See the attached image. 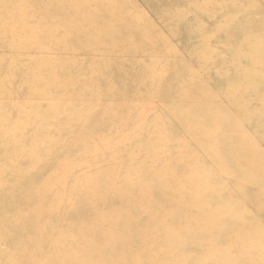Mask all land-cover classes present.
<instances>
[{
  "label": "rangeland",
  "instance_id": "374dc122",
  "mask_svg": "<svg viewBox=\"0 0 264 264\" xmlns=\"http://www.w3.org/2000/svg\"><path fill=\"white\" fill-rule=\"evenodd\" d=\"M0 23V184L27 187L16 198L9 187L0 190L5 257L18 264L47 256L45 264H264V0H0ZM216 124L218 141L209 136ZM239 133L251 136L236 144L237 152L250 150L248 163L208 158L222 140L235 152ZM213 164L221 168L209 170L205 186L221 199L211 216L218 228L179 224L178 204L162 196L183 192L184 209L185 191L197 183L188 168ZM125 174L119 182L146 184L135 194L144 200L116 188L112 216L133 222L125 224L128 245L117 233L122 247L108 255L101 235L82 243L91 220L85 205L95 195L71 185L77 175L99 183ZM62 178L57 205H74V213L48 208L39 220L68 235L54 242L35 224L34 209L57 194L36 191ZM33 231H45L40 242ZM17 234L20 244L10 242ZM174 236L180 251L168 254ZM81 244L87 250L74 253Z\"/></svg>",
  "mask_w": 264,
  "mask_h": 264
},
{
  "label": "bare ground",
  "instance_id": "6f19581e",
  "mask_svg": "<svg viewBox=\"0 0 264 264\" xmlns=\"http://www.w3.org/2000/svg\"><path fill=\"white\" fill-rule=\"evenodd\" d=\"M114 3V2H113ZM120 7V6H119ZM118 7V8H119ZM160 8V7H159ZM123 9V8H122ZM115 10V9H114ZM121 10V9H120ZM124 11V10H123ZM116 14V13H115ZM128 14V13H127ZM201 14V13H200ZM146 14H144L145 16ZM136 17V16H135ZM134 17V18H135ZM6 19V18H5ZM132 19V18H130ZM146 19V18H145ZM138 20V19H137ZM122 21V20H121ZM4 22H6L4 20ZM126 22V21H125ZM136 22V20H135ZM4 23H0V27L3 25ZM129 24V23H128ZM134 24V23H133ZM150 24V23H149ZM148 24V25H149ZM163 25H165L163 23ZM136 26V25H135ZM138 26V25H137ZM162 26V25H161ZM168 28V27H167ZM108 34V33H107ZM161 35V34H160ZM152 39V37H151ZM93 41V40H92ZM96 41V40H95ZM123 41V40H122ZM2 42V41H1ZM161 42V41H160ZM163 44V43H162ZM17 45V44H16ZM118 48V47H117ZM119 49V48H118ZM98 57V55H97ZM157 70V69H156ZM203 70V69H202ZM206 72V71H205ZM191 75V73H190ZM164 76V75H163ZM189 77V76H188ZM249 85V84H248ZM186 89V88H185ZM69 90V89H68ZM36 93H42L41 90H36L35 91ZM64 92V91H62ZM65 93V92H64ZM84 93V92H83ZM183 96V95H182ZM26 104V103H25ZM177 105V104H176ZM226 105V104H225ZM231 110V109H230ZM38 111V110H37ZM45 114V113H44ZM97 115V114H96ZM54 116V115H53ZM88 118V117H87ZM86 118V119H87ZM190 118V117H189ZM100 119V118H99ZM97 120V119H96ZM4 121V120H3ZM31 121V120H30ZM43 121V119H42ZM41 121V122H42ZM16 123V122H15ZM47 123V122H46ZM14 124V123H13ZM12 124V125H13ZM40 124V123H39ZM44 124V123H43ZM23 126V125H22ZM21 126V127H22ZM31 126V125H30ZM41 126L43 127V125L41 124ZM10 127V126H9ZM80 127V126H79ZM50 128V127H49ZM221 126L220 124H216L215 127L213 128L214 131L213 133L211 132L210 133V137H214L215 140L218 141V134H216V132L218 130H220ZM43 130V129H42ZM227 135V134H226ZM17 138V137H16ZM22 138V137H21ZM18 139V138H17ZM236 142L231 144V147L233 146V148L236 150L235 152L234 151H228L225 149V146H227V144L230 146V141H220V143L216 146H214L212 148V150L210 151V156H208V158H212V159H216L217 158H220V162L223 160V163L226 162L225 159H231L234 164L236 166H239V167H242V164L243 163H248L250 161V159L252 158V155H251V152L250 150L248 149L247 152L246 151H242L241 153L240 152H237V149H236V144L238 143L239 140H241V142H243L242 144H245L249 142V140L251 139V136L250 135H241L240 133L238 134L237 138H236ZM42 140V139H41ZM225 140V139H224ZM243 140V141H242ZM179 141V140H178ZM19 142V141H18ZM41 142V141H40ZM225 143V144H224ZM47 144V143H46ZM10 145V144H9ZM207 145V144H206ZM43 146V145H42ZM237 146H240V145H237ZM20 147V146H19ZM24 147V146H23ZM48 148V147H46ZM24 149V148H23ZM87 151V150H86ZM10 153V152H9ZM207 155V154H206ZM30 156V155H29ZM31 157V156H30ZM28 159V158H27ZM259 159V157H258ZM35 161V160H34ZM220 165V163H219ZM219 165H214L212 166V168L210 167L209 169H204V170H194L193 168H188V174L191 176V177H197V183H193L192 186L189 187V189L187 190V192L185 191V197L187 198V195L189 196V200L186 204H184V209L179 206V203H180V200L184 197L183 195V192H180V191H176L175 193L173 194H166V195H163L162 197L166 196V197H169L170 199H174L173 201H175L176 204L178 205H175L172 209V214H179L180 217L178 218L179 219V224H180V221H184V223H190V220L193 222V225L194 227H205V228H209V229H212L213 228H216V224H213L214 222L217 223V228H218V222L215 218L211 219V216L216 213L218 214V208H219V204L221 203V199L219 198L218 201H214L213 200V195H210V193H206V181L208 180L207 178H212L211 176V170H214L215 167L219 168L220 166ZM244 165V164H243ZM27 167V166H26ZM221 168V167H220ZM210 170V171H209ZM196 172V173H195ZM174 175V174H173ZM186 174V177L189 176ZM128 176V174H125V175H122V176H111L109 178L108 177H105L103 180H100L99 183H96L95 180H93L91 178V175H89L88 177L84 176L83 178L80 176V175H77L75 176V178H73V183L71 186H73V188L76 189V191L80 188L81 190L85 191V192H91L93 193L95 196H93V199H88L87 200V203L85 205V209H89L88 210V213L87 214H90L89 218L91 219L90 220V224H89V227H87L88 229H86L87 231V238L84 239L82 241V243H86V241L89 243V242H93L94 240V237L98 238L100 235L101 237L103 236L105 241H106V246L104 248V251L109 255V253H111L114 249H116V247H122V242H120V238L121 236H126V226L125 224L129 223V222H133L131 216H128V217H123L121 218V220H116L115 218H113V214H112V209H115L113 208V205H112V202L119 198V192L116 188H121V186H124V189H122V194H124L125 192H127V194H129V196H135L137 198L140 199L141 203L142 201L144 200V198H142L140 195H135V194H138L139 193V190L138 188H142L143 186H146V184H144V182H138L137 184H129L128 182L125 181V184L122 183V182H119V181H124L126 180L125 178ZM160 177V181H164L165 180V176L167 175H162V173H159L158 175H156V178L157 177ZM208 176V177H207ZM38 177V176H37ZM175 177V175L173 176V178ZM185 178V177H184ZM175 179V178H174ZM53 183H49L47 185H44L43 186V190L41 189H37L36 193L37 195H39V197H42L41 195H43V191L45 190H48V191H52V192H56L57 194V197L53 198V199H48L46 198V200H44V203H41L39 202L40 206L36 207L34 210L37 211V216L36 219L34 220L35 224L37 225H44L45 226V231L48 232L50 235H53L54 238L51 236V240H53L54 242L57 241L59 238H64L68 235L64 234L62 232V230L59 229V233L56 234L53 230H52V227H53V224L51 223V221L49 220V222L46 224H44L43 222H40V217H41V214L44 213V209L45 211L49 208V212L51 210H56L55 213H60V211L62 212H65V211H68L69 209H71V211H69V213L67 214H64V215H61V216H65V215H71L73 214V210L72 208H74V205H67L68 206V209H60L59 206L57 205L58 204V201L60 200V195L58 193L61 192V189L66 185L65 183V180L64 178L60 179V180H56V181H52ZM175 182L178 184L179 183V179L176 178L175 179ZM120 183V184H118ZM122 183V184H121ZM55 184H56V187H55ZM103 186V187H101ZM114 186V187H113ZM7 187H9V190L12 191V195L15 196H20L19 194L21 193L20 190L24 193L25 192V189L27 187H19V188H12L10 187L6 182L4 183H1L0 184V190L3 192V189H6ZM55 189V190H54ZM95 189H97L98 191H95ZM102 189V190H101ZM104 189H108V193L105 192ZM147 189V188H146ZM71 190L74 191V189L71 188ZM20 192V193H18ZM35 193V194H36ZM90 193V195H91ZM108 196H111V198H108ZM43 201V200H42ZM216 202V204H214ZM220 202V203H218ZM70 203V202H69ZM213 203V205L211 204ZM47 204V207L44 208L43 205ZM1 206V205H0ZM142 205L139 206V209L141 208ZM70 207V208H69ZM58 208V209H57ZM138 209V211H140ZM2 210V209H1ZM184 210V212H183ZM167 212H170V209L166 210ZM149 212V211H148ZM1 215L0 216H4V215H8L7 213H4L2 214V211L0 213ZM224 214V212L222 213V215ZM126 215L123 214L122 216ZM190 215H192V218H189ZM13 216V214H12ZM11 215H9V217H11L13 219ZM15 217L17 215H14ZM60 216V217H61ZM121 216V217H122ZM189 216V217H188ZM7 217L9 220L10 218ZM112 218V220L108 221L109 218ZM229 218H227V220L229 221H236L237 219V216L235 215H231V216H228ZM184 218V219H183ZM222 218V217H221ZM43 220L45 221V218H43ZM58 220V219H57ZM11 221V220H10ZM14 221V220H12ZM219 221H221V219H219ZM54 224L56 222L55 221H52ZM106 223H108L106 225ZM7 225L9 226H16L15 222H12V223H6ZM14 224V225H13ZM106 225V226H105ZM50 226V228H48ZM122 227V228H121ZM176 228H179V225H176L175 226ZM5 228V227H4ZM48 228V229H47ZM121 228V229H120ZM166 230H167V227H164ZM221 228H222V225H221ZM218 229V231L222 230V229ZM119 229V231H118ZM170 229L172 230V228L170 227ZM169 229V230H170ZM169 230H167L169 233ZM189 230V229H187ZM21 231V230H20ZM45 231L44 233H39L38 231H33L34 234H33V241L36 242H40L42 240V234H45ZM56 231V230H55ZM118 231V232H117ZM193 231V230H192ZM208 232H211L209 230L206 231V233ZM117 233H121V236L120 238L118 237ZM189 233V232H188ZM202 233L205 234V230H202ZM18 235V234H17ZM65 235V236H64ZM94 236V237H93ZM128 236V235H127ZM125 237L124 241L125 243H123V245H128L129 243V238L128 237ZM50 237V236H49ZM48 237V238H49ZM130 237H132V235H130ZM48 241V243H50V246H53L51 241ZM123 239V238H121ZM174 242L170 243V242H167V245L165 246V251L170 254L173 252V254H176L177 251H180V247H181V241L176 238L174 236ZM81 240V239H80ZM132 240V239H130ZM15 241V242H13ZM13 241H10L12 243H15V244H20V241H21V238H19V235L17 237H15L13 239ZM1 243V242H0ZM57 243V242H56ZM103 245V244H102ZM44 246V245H43ZM50 246L46 245L45 244V249L46 251H48V255L50 253H53L54 250H50ZM72 245L70 244V247ZM69 247V248H70ZM55 248V247H54ZM76 250H74L73 252L74 253H79L80 250H83V252H85L87 250V248L85 249V247H83V244L80 245V247H76L75 248ZM89 249V248H88ZM223 249V248H221ZM90 253H95L98 255V251L100 250V247L98 246H90ZM17 251V250H16ZM163 251V250H162ZM62 251H59L57 252V254H61ZM72 252V253H73ZM20 252L18 253H15V254H19ZM30 252H28L27 254L29 255V257H31V259H34L33 256L31 254H29ZM5 254L6 252L4 251H0V264H18V261L15 260V259H10L11 257L7 256L5 257ZM65 255H68V254H71L70 253H67V252H64ZM7 255V254H6ZM182 258V257H181ZM3 259V260H1ZM45 258H40L38 259L39 262L41 264H45L46 261H48L49 259V256H47V259L44 260ZM185 259L183 258L182 260L180 259H176L175 260V264H185ZM61 263V262H60ZM70 264H75V262H72ZM134 264H139L137 262H135ZM216 264H220L219 262H217Z\"/></svg>",
  "mask_w": 264,
  "mask_h": 264
}]
</instances>
